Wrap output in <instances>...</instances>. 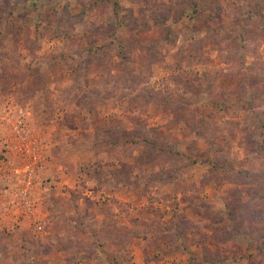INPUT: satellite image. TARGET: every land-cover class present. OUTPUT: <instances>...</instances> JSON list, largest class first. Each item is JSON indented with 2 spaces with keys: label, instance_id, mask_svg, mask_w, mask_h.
<instances>
[{
  "label": "rangeland",
  "instance_id": "obj_1",
  "mask_svg": "<svg viewBox=\"0 0 264 264\" xmlns=\"http://www.w3.org/2000/svg\"><path fill=\"white\" fill-rule=\"evenodd\" d=\"M0 264H264V0H0Z\"/></svg>",
  "mask_w": 264,
  "mask_h": 264
},
{
  "label": "trees",
  "instance_id": "obj_2",
  "mask_svg": "<svg viewBox=\"0 0 264 264\" xmlns=\"http://www.w3.org/2000/svg\"><path fill=\"white\" fill-rule=\"evenodd\" d=\"M150 142L154 143L153 141H150Z\"/></svg>",
  "mask_w": 264,
  "mask_h": 264
}]
</instances>
